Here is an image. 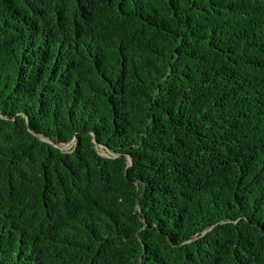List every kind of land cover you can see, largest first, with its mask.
<instances>
[{"label": "trees", "instance_id": "16d2710c", "mask_svg": "<svg viewBox=\"0 0 264 264\" xmlns=\"http://www.w3.org/2000/svg\"><path fill=\"white\" fill-rule=\"evenodd\" d=\"M0 264H264V0H0Z\"/></svg>", "mask_w": 264, "mask_h": 264}, {"label": "rangeland", "instance_id": "374dc122", "mask_svg": "<svg viewBox=\"0 0 264 264\" xmlns=\"http://www.w3.org/2000/svg\"><path fill=\"white\" fill-rule=\"evenodd\" d=\"M70 147H71V143L62 145L63 149H69Z\"/></svg>", "mask_w": 264, "mask_h": 264}]
</instances>
